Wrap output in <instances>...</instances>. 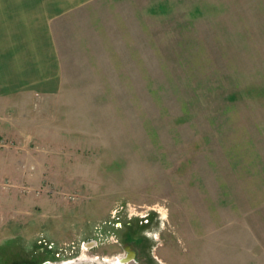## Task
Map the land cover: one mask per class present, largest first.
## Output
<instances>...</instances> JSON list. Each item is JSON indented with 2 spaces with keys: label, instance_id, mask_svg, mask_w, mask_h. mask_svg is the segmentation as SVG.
Instances as JSON below:
<instances>
[{
  "label": "rangeland",
  "instance_id": "rangeland-1",
  "mask_svg": "<svg viewBox=\"0 0 264 264\" xmlns=\"http://www.w3.org/2000/svg\"><path fill=\"white\" fill-rule=\"evenodd\" d=\"M61 87L0 101V264H264V0H96Z\"/></svg>",
  "mask_w": 264,
  "mask_h": 264
},
{
  "label": "crops",
  "instance_id": "crops-1",
  "mask_svg": "<svg viewBox=\"0 0 264 264\" xmlns=\"http://www.w3.org/2000/svg\"><path fill=\"white\" fill-rule=\"evenodd\" d=\"M96 0H0V101L54 95L62 61L56 26Z\"/></svg>",
  "mask_w": 264,
  "mask_h": 264
},
{
  "label": "water",
  "instance_id": "water-1",
  "mask_svg": "<svg viewBox=\"0 0 264 264\" xmlns=\"http://www.w3.org/2000/svg\"><path fill=\"white\" fill-rule=\"evenodd\" d=\"M133 255H134V253H133V251H131V254L129 255V257H127V258L125 257V259L120 264H130V262L134 260V258H131ZM39 264H72V263H67V262L55 263V262H51V261H46V262L39 263Z\"/></svg>",
  "mask_w": 264,
  "mask_h": 264
},
{
  "label": "bare ground",
  "instance_id": "bare-ground-1",
  "mask_svg": "<svg viewBox=\"0 0 264 264\" xmlns=\"http://www.w3.org/2000/svg\"><path fill=\"white\" fill-rule=\"evenodd\" d=\"M125 258H116V261L112 264H120Z\"/></svg>",
  "mask_w": 264,
  "mask_h": 264
},
{
  "label": "flooded vegetation",
  "instance_id": "flooded-vegetation-1",
  "mask_svg": "<svg viewBox=\"0 0 264 264\" xmlns=\"http://www.w3.org/2000/svg\"><path fill=\"white\" fill-rule=\"evenodd\" d=\"M129 254H131V251L129 252Z\"/></svg>",
  "mask_w": 264,
  "mask_h": 264
}]
</instances>
